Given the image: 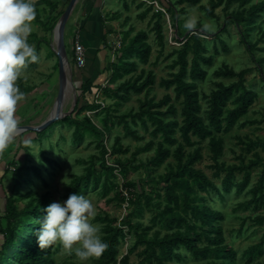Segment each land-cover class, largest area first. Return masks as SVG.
<instances>
[{"label":"trees","instance_id":"obj_1","mask_svg":"<svg viewBox=\"0 0 264 264\" xmlns=\"http://www.w3.org/2000/svg\"><path fill=\"white\" fill-rule=\"evenodd\" d=\"M60 1L33 2L36 18L32 23L50 36L62 16L58 10ZM70 1L67 0V4ZM105 1L94 0V8L102 5L105 7ZM154 1L119 0L125 12H130L133 6L138 10L144 9L138 15L140 20L152 15L149 25L152 26L150 32L155 34V40L150 43L148 33L144 30L131 36L134 27L124 30L131 20V16H126L121 24L123 30L120 48L113 52V47H110L115 60L111 61L109 56L102 72L103 82H96L92 77L81 82L77 89L80 95L73 113L55 123L57 127L73 130L74 144L82 143L87 136L97 141L99 155L93 156L84 174L75 176L70 183L73 193L84 195L89 189L96 190L103 177L105 195L119 187L127 192L124 195L122 190L116 196L121 204L129 205L119 226L112 225L118 219H110L109 216L98 219L104 223L101 232L109 244L94 262L179 264L185 262L189 255L193 262L200 264H264V240L249 245L239 256L240 250L229 243L225 236L226 213L213 207L214 197L225 201L233 192L237 195L246 192L253 183V171L260 169L258 179L247 191L246 196H250V199L238 203L232 212L233 217L242 222L237 231L238 236L253 226L264 229V158L261 157L264 139L236 136L240 152L232 150V153L237 162L229 164L222 160L225 155L224 137L235 128L244 129L257 122L245 119L259 99L255 90L257 85L249 87L247 76L254 69L263 74L264 58H258L257 54L264 53V46H260L261 43L264 44V23H258L257 19L263 17L264 2L253 5V0H210L207 5H199L200 0H159L157 4L161 9H158ZM38 2L44 3L46 8H38ZM193 7H198L217 26V30L211 32L206 29L203 20H200L196 30L184 33L181 28L187 22L190 8ZM123 11L113 8L107 10L108 15L103 16L104 13H101L102 25L108 18L111 21L121 20ZM167 16L170 17L172 31L176 32L173 40L180 44L178 47L169 45ZM232 27L240 37L245 52L257 67L237 71L223 63L210 76L209 69L216 58L221 52L230 51L223 36H231ZM33 38L38 42V51L42 42H51L45 36L38 38L34 35ZM101 41L106 44L108 39L103 37ZM153 52H157L153 63L155 66L160 61H170L167 66L170 69L168 77L161 78L159 86L172 91L173 96L170 93H166L161 99L151 96L157 77L153 70H146L145 66L150 63ZM49 56L56 57V54L50 49ZM34 65L35 63L26 67ZM262 77L260 82L264 84ZM17 83L24 97L33 91V87L24 86L22 79L19 78ZM206 84L210 85L209 92L203 88ZM143 93L145 96L139 101L138 109L121 113V107L131 96ZM99 94L102 104L97 103ZM105 100H110L111 103L104 105ZM177 106H180V110ZM88 113L93 115L89 116ZM118 127L123 129V135L113 133ZM140 128L149 133L152 139L146 147H139L133 153V160L141 152L152 150L154 153L139 165H133L129 159L124 160L119 156L130 152V147L124 146V139L132 138L137 142L144 140V136L139 133ZM48 132L46 129L41 134H22L20 144L25 157L7 165L4 177L11 174L14 183L6 197L4 216L0 218L3 238L0 264H58L56 255L62 246L57 243L42 250L35 235L40 227L39 222L46 215L44 208L55 202L53 193L49 191L51 184L44 173L52 179L55 173L48 168L55 169L60 165L58 161L49 159L44 151L41 155L45 162L34 164L29 142L31 140L43 144L45 140H50L47 138ZM30 134L34 136L31 138ZM177 134L180 135L181 142ZM205 144L213 163L209 166L214 171L212 178L195 168L203 159ZM186 148H193L194 151L187 152ZM108 155L116 157L112 165L106 159ZM170 159H174V163ZM132 168L145 170L146 182H151L148 191L130 179ZM161 168L164 171L159 173ZM118 176L123 180L121 186L117 183ZM26 189L28 191L24 193ZM146 209L156 211L150 225L137 220L144 215ZM242 212L250 213L246 216L239 215ZM247 221L251 223L244 229ZM233 232L234 230L231 235ZM128 238L131 240L127 242ZM126 243L127 253L124 254L122 249ZM140 246L144 248L136 254L139 260L132 262L131 257Z\"/></svg>","mask_w":264,"mask_h":264},{"label":"rangeland","instance_id":"obj_2","mask_svg":"<svg viewBox=\"0 0 264 264\" xmlns=\"http://www.w3.org/2000/svg\"><path fill=\"white\" fill-rule=\"evenodd\" d=\"M36 1L37 0H32V2H36ZM82 1L83 0H81L79 3H81ZM129 1H133V0H129ZM138 1L147 2V0H138ZM157 1L159 0H155L153 2L156 8L159 7V6L157 7L156 5ZM172 1L176 2L177 0H172ZM209 1L210 0H200L199 5H207ZM262 2H264V0H253L252 4L257 5ZM105 4L106 5L104 7V12H103L104 15H108L106 13L107 10L113 8H118L120 9V11L124 10L119 0H106ZM68 5L69 4H67V0L60 1L58 10L59 12L62 13V15L66 11ZM36 6L40 9L46 8V5L41 2L36 3ZM158 9L161 8L159 7ZM190 10L191 11L188 15V20L185 23L184 27L181 28V30L184 33L188 34L196 30L197 23L200 20H203L206 29H209L211 32L217 30L216 28L217 26L203 13H201L198 7L190 8ZM77 12L78 9L76 10L75 8L68 22L65 32V45L69 57V68L72 70L71 79L74 82V88L73 87L69 88V92L67 94L64 110H63L64 114H68L73 110L75 104L74 90H76L77 92V89L79 87V85L76 82V79L79 74V68L76 66L75 62L73 61V52L71 54L72 46L70 45L72 23L76 17ZM141 12H144V9L138 10L135 6H133L130 12H125V11L122 12L123 15L121 20L111 21L110 18L106 20L107 22L106 26H108V32L112 35V38H114V42L112 43L110 37V44L107 42L108 44H106V48L103 47L102 49L103 51H105L104 59L107 62L109 61V56L111 61L115 60V57L113 55L114 53H111V48L113 47L112 49L113 52H114V48L116 49L120 48L121 43H119V41L122 40V30H123L121 24L124 22L126 16H131V20L127 23L124 30H129L131 27H134L131 36L135 35L137 32L141 30H144L148 33V37H149L148 40L150 43H152L155 40V34L150 32L152 26L149 25L152 15L150 14L145 20H140L138 18V15ZM185 17L186 16H184V18ZM257 22L264 23V14L262 18L257 19ZM166 23H167L166 33H167V39L169 45L178 47L180 44L176 43L173 40V38L176 36V32L172 31L173 29L171 27V20L169 16L166 17ZM32 24H33V31L30 33L28 37V43L35 47L37 54L39 56V61L35 63L34 66L26 67L22 70L20 79L23 80L24 86L33 87V91L27 96L23 97V99L17 105L15 115L18 120V127H28V126L38 127L42 125V123L45 122V120L52 113L59 92V73H58L59 71L56 68V66L58 65V58L57 56L56 57L49 56V50L51 49L53 51V49L55 48V44L53 42L54 33L52 34V36H50L47 33H45L38 25L34 23ZM34 35H37L38 38H42L44 36L50 38L51 42L50 44L42 42L41 43L42 46L38 51V42L34 40L33 38ZM107 39L109 40L108 37ZM223 40H225L229 44L230 51L229 53L221 52V54L216 58L214 64L210 67L209 75L214 69L221 67L223 63L228 64L230 67L235 68L237 71L245 68L254 69L257 67V64H255V62L251 60L249 54L245 52L244 46L240 43V37L238 36L236 30L233 27L231 29V36L224 35ZM260 46H264V44L261 43ZM156 56H157V52H153L152 57L150 59V63L145 66L146 70H153L157 77L156 78L157 83L154 87V91L152 92L151 96H155L157 99H161L166 93H170L173 96L172 91H166V89L161 88L159 86V81L161 80V78L168 77L170 69L167 66L170 63V61L167 62L160 61L159 64L155 66L153 63L155 61ZM257 57L264 58V53H258ZM262 71H263L262 75L264 76V66L262 68ZM262 75L254 69V71L249 73L247 76L248 79L247 85L249 87L253 85H257L255 90L259 94V99L255 101L254 105L251 107V110L249 114L245 117V119L256 120L257 122L255 124L248 125L244 129L235 128L224 137L225 155L222 158V160L229 164L237 162V160L235 159V155L232 153V150H236V152H240L239 146L237 145L236 136L242 138L248 136L251 139H256V138L264 139V84L260 82ZM100 76L104 79L103 73H101ZM109 76L110 74H108L107 79H109ZM262 78L264 79V77ZM103 79L101 78L99 80L96 79V82L102 83ZM203 88L206 92H209L211 90L209 84L203 85ZM78 95H80V92H77V97ZM144 96H145L144 93L139 96L136 95L131 96L130 100L124 103V105L121 107L120 109L121 113L123 114L129 112L132 109H138L139 101L143 100ZM110 103H111L110 100H105L104 105H109ZM177 107L178 110H180V106ZM53 125L47 128V131H49L47 138H50V140H45L43 144L39 143L38 141L34 142L30 140L29 145L31 147V152L34 155V164L39 165L40 161L45 162L43 156L41 155L42 151L45 152L46 156L49 159L59 162L60 166L56 167L55 169H52L50 167L48 168V165L46 163V167L50 169V172L55 173V175L54 177H52V179H50L49 175L45 172L44 177L51 184L49 191L53 193V200L55 202L63 203L65 200H67L70 194H73L70 183H72L75 176H81L84 174L88 166V162L93 156L99 155V150L97 148V141L93 137L87 136L82 143L74 144L72 142L73 130H69L68 128L65 127H57V125L55 124ZM52 126L53 129H50L52 128ZM45 131L46 130L38 133L41 134ZM113 133L123 135V129L118 127L116 130H114ZM139 133L140 135L144 136V140L137 142L132 138L124 139V146L125 147L129 146L130 152L127 155L119 156L121 159L124 160L129 159L130 161H132L133 165H139L141 161H145L147 158L151 157L154 153L152 150L150 152H141L136 156V158L134 159L135 161L133 160L134 158L133 153L139 147L141 148L146 147L148 141L152 139L151 135L141 128L139 129ZM22 134L16 135L13 142L10 143L9 146L2 153H0V218L4 216L6 197L7 195L10 194L12 185L14 183L11 174H8L4 177L7 169V165L11 163L13 160L20 161L21 159L23 160L25 157V152L22 148V144H20V136ZM29 136L32 138L34 135L30 134ZM62 137H64L65 139H62ZM177 138L181 142V138L179 134H177ZM172 149H174V147ZM186 151L192 152L194 151V149L186 148ZM202 155H203V159L195 165V168L203 171L209 178H212L214 171L210 169L209 166L212 165L213 163L209 159L210 151L207 147V144L203 146ZM261 157L264 158V151L261 152ZM249 158H251V156H249ZM106 159L108 160L109 164L112 165L116 157L108 155ZM169 161L174 163L175 160L170 159ZM96 163L97 165H99V162L96 161ZM163 171L164 168H161L159 170V173H162ZM259 172L260 169H255L253 171V177H252L253 183H251V185L247 188L248 190L252 188L254 182L258 179ZM130 179L138 182L139 186H144L145 190L148 191L150 189L151 182L149 180V184H147L146 182L147 177L144 169L139 168L138 170H134V168H132L130 172ZM239 179L241 178L239 177ZM103 183H105L104 177L102 178L99 188H97L96 190L89 189V191L84 194L85 196L93 200L94 205L96 207L97 214L93 218V222L98 223L103 227L104 223H102L98 219L100 217L109 216L110 219H118V221L112 223V225L119 226L120 222L127 214V207L129 205L128 203L121 204V202L117 200L116 196L122 190L124 195H127V192L119 187L116 190H112L108 195H105L102 187ZM117 183H119L120 186L123 183V180L120 176H118ZM217 184L219 185L220 182H218ZM27 191L28 189H26L24 193ZM247 191L241 195H237V193L233 192L229 197L226 198L225 201H221L216 197L213 198L215 200L213 207L224 211L227 215L224 225L225 236L227 237V241L229 243H233L235 248L240 250L239 256H241L243 250L246 249L249 245L257 244L260 243L262 240H264V229L263 227L259 228L258 226H253L248 230H245L243 234H241L240 236L237 235L238 233L237 231L240 229L242 222L236 220L233 217L232 210L237 206L238 203L250 199V196H246ZM155 213L156 211L146 209L144 215L141 218H138L137 220L143 222L145 225H150V221ZM249 213L250 212H242L239 213V215L246 216L249 215ZM2 223L4 224V221H2ZM250 223H251L250 221H247L244 229L247 228L250 225ZM232 230H234V232L231 235ZM252 232L255 233L252 234ZM130 240L131 239L128 238L126 241L128 242ZM2 243H3V238L0 232V247ZM127 247L128 244L126 243L124 245V248L122 249V253L124 254L127 253ZM143 248H144L143 246H140L136 250L135 255L131 257L132 262H136L139 260L136 254L139 253ZM56 257L58 264H95L94 260L98 259L100 255L91 256L87 260L81 261L75 255L74 251H69L61 248L58 254L56 255ZM262 259H264V257ZM179 264H200V263L193 262V260H191L188 255L187 260Z\"/></svg>","mask_w":264,"mask_h":264},{"label":"clouds","instance_id":"obj_3","mask_svg":"<svg viewBox=\"0 0 264 264\" xmlns=\"http://www.w3.org/2000/svg\"><path fill=\"white\" fill-rule=\"evenodd\" d=\"M35 18L32 0H0V153L19 132L15 113L24 93L17 81L27 65L39 61L35 47L28 43ZM44 212L35 233L40 249L59 243L84 261L108 247L102 226L93 222L97 212L91 198L73 193L63 203L49 204Z\"/></svg>","mask_w":264,"mask_h":264},{"label":"crops","instance_id":"obj_4","mask_svg":"<svg viewBox=\"0 0 264 264\" xmlns=\"http://www.w3.org/2000/svg\"><path fill=\"white\" fill-rule=\"evenodd\" d=\"M78 4L76 7L78 12L72 23L70 45L72 46V54L76 36L79 35V42L86 50V66L83 69H79L76 79L77 84L80 86L81 82H86L91 77L94 81L100 78L103 79L100 74L105 69L107 61L104 59L105 51L102 49L103 47L106 48L107 43L105 44L101 40L103 37H108V43L110 44V37L112 43L114 38L108 32L107 22L105 21L104 25H102L100 21V14L104 12V5L94 8L96 6L94 0H83Z\"/></svg>","mask_w":264,"mask_h":264},{"label":"water","instance_id":"obj_5","mask_svg":"<svg viewBox=\"0 0 264 264\" xmlns=\"http://www.w3.org/2000/svg\"><path fill=\"white\" fill-rule=\"evenodd\" d=\"M81 0H71L66 11L60 18L55 30H54V39L53 42L55 44V48L53 51L55 52L58 58V73H59V92L56 99V103L54 105L53 111L50 116L42 123V125L38 127H19L18 135L25 133V132H42L46 130L51 125L57 123L58 121L62 120L63 118L70 116L74 110L69 112L68 114H64V105L66 101L67 94L69 92V85L74 88V82L71 79L72 77V70L69 68V57L66 50L65 45V32L68 25V22L75 10L77 4ZM74 97H75V104H77V92L74 90Z\"/></svg>","mask_w":264,"mask_h":264},{"label":"built area","instance_id":"obj_6","mask_svg":"<svg viewBox=\"0 0 264 264\" xmlns=\"http://www.w3.org/2000/svg\"><path fill=\"white\" fill-rule=\"evenodd\" d=\"M158 7V4H156ZM159 8V7H158ZM79 35L76 36L75 43H74V49H73V61L75 62L76 66L79 69H83L86 66L87 57H86V50L84 46L79 42ZM120 43V41H119ZM116 48H114V51ZM97 98H100L97 102L98 104H102L103 101L101 99V94L98 95ZM92 113H88L90 116Z\"/></svg>","mask_w":264,"mask_h":264},{"label":"bare ground","instance_id":"obj_7","mask_svg":"<svg viewBox=\"0 0 264 264\" xmlns=\"http://www.w3.org/2000/svg\"><path fill=\"white\" fill-rule=\"evenodd\" d=\"M69 88H71V86L69 85ZM16 135H18V134H16Z\"/></svg>","mask_w":264,"mask_h":264}]
</instances>
